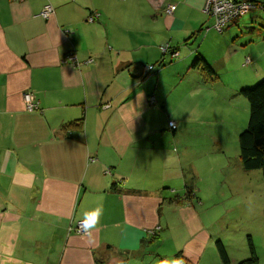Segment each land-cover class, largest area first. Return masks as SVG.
Here are the masks:
<instances>
[{"label":"crops","instance_id":"obj_1","mask_svg":"<svg viewBox=\"0 0 264 264\" xmlns=\"http://www.w3.org/2000/svg\"><path fill=\"white\" fill-rule=\"evenodd\" d=\"M201 6L0 0V264H221L216 241L229 264L247 257V230L260 227L237 211L257 206L256 189L222 141L246 124L238 91L262 76L264 13L204 32ZM68 52L92 61L72 67ZM198 56L215 80L189 67ZM26 92L38 111L24 110ZM80 220L87 232L76 235Z\"/></svg>","mask_w":264,"mask_h":264},{"label":"trees","instance_id":"obj_2","mask_svg":"<svg viewBox=\"0 0 264 264\" xmlns=\"http://www.w3.org/2000/svg\"><path fill=\"white\" fill-rule=\"evenodd\" d=\"M235 1L237 2V0ZM249 2H253V1H249ZM261 11L264 13L263 10ZM89 15H95V14L91 12ZM94 19L91 22H93ZM209 30H213L215 33H220L215 31L214 28H212V23L210 26L205 27L203 29L204 32ZM173 52H177V50H174V48L171 50V48L168 46V51L166 53H161V52L160 53L162 54V56L167 55L170 57L171 60H173L174 58L177 57V56L176 57L171 56ZM160 64H162V62ZM189 67L191 69L198 70L204 81L209 82L216 79V75L214 74L210 66L200 56L196 57L191 62ZM254 84L252 87L251 86H249L248 88L244 87L238 91V95H240L245 100V104L247 105V117H246L245 126L237 134L236 137L237 149H238L237 159L244 172L259 171L261 179L264 181V69L262 72L261 79H259ZM81 123H82L81 121H78L75 122L74 124L76 126L81 127ZM68 128H70V126ZM68 128H65L64 130L65 134L67 135L68 133L70 134ZM174 129H170V130L173 131ZM190 196H192V193L189 191H185L184 194L182 195V198L186 199L189 198ZM215 247L221 264H229L227 254L222 244L219 241H216ZM246 247L248 251L247 257L245 259L238 261L235 264H257L258 258L256 255L255 248L253 246V242L249 236H246ZM180 262L181 261L179 260V263ZM121 264H126V263L125 261H123Z\"/></svg>","mask_w":264,"mask_h":264},{"label":"built area","instance_id":"obj_3","mask_svg":"<svg viewBox=\"0 0 264 264\" xmlns=\"http://www.w3.org/2000/svg\"><path fill=\"white\" fill-rule=\"evenodd\" d=\"M256 3L253 2H239L235 0H202L201 12L205 16L212 19V28L215 31L221 32L226 26H228L231 22L235 21L237 18L242 15L256 9ZM174 10V6L168 4L164 10L166 14H171ZM53 12L52 7L49 4H45L42 7V10L39 16L42 19H47ZM96 16L89 15L86 21L91 22ZM159 51L161 53H166L168 51L167 44L159 46ZM172 57L177 56V52H173ZM91 59H87L83 62H79L73 52H68L64 54L61 59L62 63L69 64L72 67L79 68L80 66L88 65L91 63ZM142 74H147L152 71L151 66H142ZM22 102L24 106V110L26 112H35L38 111V104L35 101L34 97L31 93L26 92L22 95ZM148 104H154V99L152 96L148 97ZM168 127L174 129V122L168 121ZM73 232L76 235H83L87 232V227L84 221H76L73 226Z\"/></svg>","mask_w":264,"mask_h":264},{"label":"rangeland","instance_id":"obj_4","mask_svg":"<svg viewBox=\"0 0 264 264\" xmlns=\"http://www.w3.org/2000/svg\"><path fill=\"white\" fill-rule=\"evenodd\" d=\"M239 2H248V1L243 0V1H239ZM255 6H256V9H260V10L264 11V5L255 4ZM247 19H248V14H245L244 16L239 18V23H241L242 21L247 20ZM177 55H178V53H177ZM248 61H249L248 58H246L244 63H248ZM234 101L235 100L231 101V103L234 105V107L237 110H239L240 104L236 103ZM233 110H235V109H233ZM242 113H244V112H242ZM232 114H235L234 118L238 119L240 112H237V113L232 112ZM207 118H209V117H207ZM204 119H206V118H204ZM167 127H168V122H167ZM168 129H171V128L168 127ZM222 143H223V145H225V152L230 157H233V159H237V154H238L237 153L238 152L237 139L235 137H232L231 132L228 131V128H227V132H226V138L222 141ZM182 175H183V179H184L183 181L186 183V185L187 184L189 185V183H191V181H192L190 172L188 170H186ZM250 181H252V185L256 189V193H255L256 198L253 199V202L256 203L257 206L255 207L253 205L252 209L244 208L241 211H237V218H240V221H242L243 226L248 225L252 221V223H257V224H254L253 227H255V225H258L260 227V230L257 229V235H255L254 231L252 233L250 232V230H247V231H249L248 234L252 238V242H253V246H254L255 251H256V255L258 256L259 259L263 260L264 259V257H263L264 256V241L262 240V236H261L262 230H263L261 225L264 223V221H263V215H264L263 214L264 213V181L261 179L259 171H253L251 173ZM262 206H263V208H262ZM243 239L245 240L244 236L240 240V243L242 241L241 244H243ZM245 242H246V240H245Z\"/></svg>","mask_w":264,"mask_h":264}]
</instances>
